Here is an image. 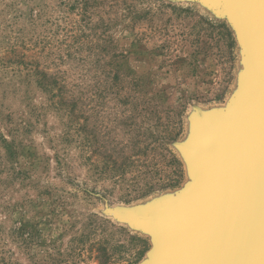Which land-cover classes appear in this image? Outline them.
<instances>
[{
    "label": "rangeland",
    "instance_id": "374dc122",
    "mask_svg": "<svg viewBox=\"0 0 264 264\" xmlns=\"http://www.w3.org/2000/svg\"><path fill=\"white\" fill-rule=\"evenodd\" d=\"M244 68L198 0H0V264H142L112 213L184 189L178 146Z\"/></svg>",
    "mask_w": 264,
    "mask_h": 264
},
{
    "label": "water",
    "instance_id": "95a60500",
    "mask_svg": "<svg viewBox=\"0 0 264 264\" xmlns=\"http://www.w3.org/2000/svg\"><path fill=\"white\" fill-rule=\"evenodd\" d=\"M198 1L227 17L238 39L228 14L245 18L238 93L227 111L194 115L205 140L178 146L194 168L181 192L112 214L151 236L152 264H264V0Z\"/></svg>",
    "mask_w": 264,
    "mask_h": 264
},
{
    "label": "bare ground",
    "instance_id": "6f19581e",
    "mask_svg": "<svg viewBox=\"0 0 264 264\" xmlns=\"http://www.w3.org/2000/svg\"><path fill=\"white\" fill-rule=\"evenodd\" d=\"M217 1H219V0H217ZM216 2V1H215ZM236 11V10H235ZM235 11L233 12V13H231V11L229 12V16H230V19L232 20V22L236 25V27H237V29H238V31H239V34H240V37H239V39L241 40L242 39V41L241 42H243V44H244V39H245V33H244V26H243V24L245 25V18L243 19V17L242 16H240V18H238L237 16H235V14H237V13H235ZM246 41V40H245ZM225 111H227V109H224ZM224 111V112H225ZM227 114H229V113H227ZM193 133V134H192ZM196 132L194 131L193 132V126H192V128H191V131H190V135H188V140L189 141H193L194 139V141L196 142V141H198V142H203V140H205V136H204V134L203 133H198V134H195ZM196 137V138H195ZM188 169H189V167H188ZM195 172H196V169H195ZM190 173H192V174H194V168L192 169V171L190 172L189 171V176L191 177V174ZM167 197V196H166ZM173 196H171L170 195V198H172ZM164 198V197H163ZM169 198V197H168ZM151 203V202H150ZM146 205H149V203H147ZM145 205V206H146ZM145 264H152L151 262H152V260H151V258L149 257V256H147V258L145 259Z\"/></svg>",
    "mask_w": 264,
    "mask_h": 264
},
{
    "label": "trees",
    "instance_id": "16d2710c",
    "mask_svg": "<svg viewBox=\"0 0 264 264\" xmlns=\"http://www.w3.org/2000/svg\"><path fill=\"white\" fill-rule=\"evenodd\" d=\"M179 136V133L172 135V134H167L164 135V139L166 140H176V138ZM174 162H179L177 159H174ZM180 184V180H175L172 183H168L165 186H171V187H175L178 186ZM153 189V187L149 188L147 192H150Z\"/></svg>",
    "mask_w": 264,
    "mask_h": 264
}]
</instances>
